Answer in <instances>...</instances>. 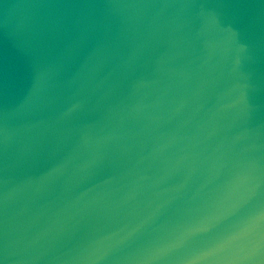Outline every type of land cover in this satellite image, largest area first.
<instances>
[{"label": "water", "instance_id": "95a60500", "mask_svg": "<svg viewBox=\"0 0 264 264\" xmlns=\"http://www.w3.org/2000/svg\"><path fill=\"white\" fill-rule=\"evenodd\" d=\"M0 264H264V0H0Z\"/></svg>", "mask_w": 264, "mask_h": 264}]
</instances>
